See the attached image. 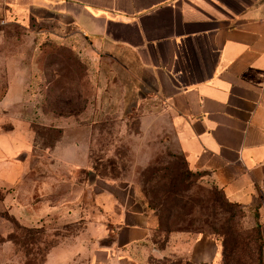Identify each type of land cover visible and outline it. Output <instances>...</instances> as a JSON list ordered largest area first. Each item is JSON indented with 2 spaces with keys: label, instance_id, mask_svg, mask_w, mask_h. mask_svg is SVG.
<instances>
[{
  "label": "rangeland",
  "instance_id": "1",
  "mask_svg": "<svg viewBox=\"0 0 264 264\" xmlns=\"http://www.w3.org/2000/svg\"><path fill=\"white\" fill-rule=\"evenodd\" d=\"M49 26L0 31V264H92L123 198L147 215L140 264H264L260 205L230 201L192 164L169 110L98 93L85 56ZM170 222L182 229L166 236ZM199 232L239 245L194 262L184 247Z\"/></svg>",
  "mask_w": 264,
  "mask_h": 264
},
{
  "label": "crops",
  "instance_id": "2",
  "mask_svg": "<svg viewBox=\"0 0 264 264\" xmlns=\"http://www.w3.org/2000/svg\"><path fill=\"white\" fill-rule=\"evenodd\" d=\"M0 17V31L50 22L41 30L85 56L98 93L124 89L169 110L192 164L264 214V0H0ZM120 204L105 243L91 241L92 264H140L133 245L149 233L147 215ZM184 248L194 262L219 252L206 233Z\"/></svg>",
  "mask_w": 264,
  "mask_h": 264
},
{
  "label": "trees",
  "instance_id": "3",
  "mask_svg": "<svg viewBox=\"0 0 264 264\" xmlns=\"http://www.w3.org/2000/svg\"><path fill=\"white\" fill-rule=\"evenodd\" d=\"M231 201V200H230ZM233 202H235L236 204H239V205H241V203H239V202H236V201H233ZM170 221V220H169ZM258 223L259 222H257V225H258ZM162 229L164 230V231H166L167 232V235L166 236H169V234L171 233V232H173V231H177V230H180V229H182V228H178V227H174V226H172V224H171V222L170 223H165L164 224V226L162 227ZM200 233H202V232H199V233H197L196 235H198V234H200ZM257 233L259 234V228L257 229ZM213 238H215V240L217 241V243H218V245L220 246H222V249H223V251H227L228 252V254L231 252V250L232 249H234V248H236L239 244L238 243H234L233 245H234V248H232L231 246H230V243H229V238H224L222 241L221 240H219V238H218V236L216 235V234H210ZM259 237H260V235H259ZM260 249H261V246H260ZM212 262V261H211Z\"/></svg>",
  "mask_w": 264,
  "mask_h": 264
},
{
  "label": "built area",
  "instance_id": "4",
  "mask_svg": "<svg viewBox=\"0 0 264 264\" xmlns=\"http://www.w3.org/2000/svg\"><path fill=\"white\" fill-rule=\"evenodd\" d=\"M6 23V19L3 17H0V28Z\"/></svg>",
  "mask_w": 264,
  "mask_h": 264
}]
</instances>
